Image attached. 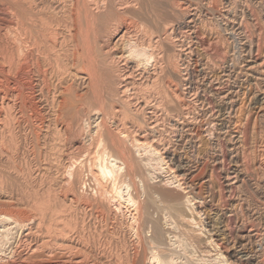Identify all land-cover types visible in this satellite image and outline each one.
<instances>
[{"label":"bare ground","instance_id":"6f19581e","mask_svg":"<svg viewBox=\"0 0 264 264\" xmlns=\"http://www.w3.org/2000/svg\"><path fill=\"white\" fill-rule=\"evenodd\" d=\"M0 1L1 3L7 2L13 7L16 17L20 20L21 27L19 26V28L21 29L19 32L21 31L22 35L19 39L21 48L24 49L25 47L26 51V45H32L36 52L42 54V59L44 58L42 62L48 64L54 62L55 64H51L52 69L55 67L56 70L54 69V71L64 75V77H66L67 72L70 73L71 68L73 69V64L78 63L80 70L78 69L77 72L75 70L74 72L76 73L74 74H78L77 77L79 74L83 75L81 77L86 83L84 93L82 91L83 94H75L77 92H74V86L67 85L62 87L61 84V94L59 93L60 96L54 104V113L56 114L54 121L56 120L58 127H61L60 131L63 136L61 137L65 143L68 142L71 145L78 146L72 157L68 155L71 157L70 160H72V163L68 162V165H71L69 170L73 166L75 167H73L74 170H71L72 172L70 171L71 177L66 178V181H64L69 187L70 194L72 193V199L70 198L71 202H69L71 204L75 203V207L67 202L66 204L68 205H64L65 207L63 208H59L60 205L57 206L58 204H56L57 207L52 206L51 200L57 202L54 197V199L36 198L38 202H36L38 205H35L37 206L35 212L37 215L35 216L38 217L35 220L38 226L36 231L41 232L42 226L46 224L44 223L46 216L48 221L45 222L49 224L45 227V234L42 233V239L46 241H43L41 245L37 242L28 243L27 248H24L27 253H23V255L29 258L33 257V261L31 263L27 262V264H52V260H57L56 257L71 261L68 264H79L85 260L87 261L89 258L88 253L83 251L81 245L85 244V242L90 244L89 240L95 244V237L101 238L100 234H103L96 228L98 224L94 226L93 221L103 219L107 225V221L111 220L115 211L118 212L117 210L121 206L123 207L125 203V208L129 212L127 213L133 219L130 221L132 223L129 229L133 230L135 228L133 232L135 231L136 240H138V237L142 239L141 234L142 232L145 233L143 230L150 225L151 237L148 240L147 237L150 235H147V237L144 235L148 241L143 239L141 241L149 243L148 247L150 248L151 246L153 249V252L149 254V256L153 254V261L161 256L167 257V250L165 251L166 248L163 247L165 245L163 241H165L164 239L167 235L164 232L165 230L174 240L181 238L196 245L200 250V252H197L209 258L210 261H215L216 264H240L242 262L246 264H264V244L258 243L255 238L261 235L259 231L252 227L253 224L250 221L247 223L252 224L251 226H247L245 223V226L236 228L240 215L244 211L246 212V209L250 208L252 204L247 198L248 196L241 193V188L245 182L251 181L254 177L253 175L255 174H252V172H255L251 171L252 169H257L261 173L264 172V128L260 129L258 136L256 127L252 124L250 117L251 112L257 109V104L264 102V90L259 91L255 86V72L264 66V58L260 60L256 57L253 58L250 56L251 52L249 57L247 56L246 53L251 50V47L245 43L247 42L246 38L245 41L240 40L239 43L241 46L240 51L245 54L240 57V60L242 58L241 65L236 63L239 57L235 59L237 54L233 55L235 51L229 53L230 51L227 52L225 51L226 49H221L217 45L209 47L210 43H207L208 48L201 50V52L198 51L199 56L203 57V59L206 58L204 59L205 61L207 60V63H204L205 66L207 64V72L203 75L202 83L198 84L195 81L196 79L194 80V74L187 68L186 64L190 57L188 55L190 48L185 44L186 37L179 31L181 30L179 25L182 23L183 27V22L182 20L181 23L180 20L178 22L174 17L175 10L179 11L181 8L179 0H167L165 5L164 3L162 5L157 4L162 2L161 0H158L159 2L152 0L151 5L155 7V10L151 11L156 13L157 21L149 18L150 15L147 16L150 11H145L146 5L144 7L143 0H47L48 2L46 3L43 1L40 3V0H37L39 3L32 0L31 3H35L32 5L34 8L36 7L35 10L41 7L39 11L37 10V14V11L34 12L33 8H29L30 6L25 5L26 3L23 4L24 2L21 3L22 1ZM226 6L230 9L232 1L226 0ZM31 11H33L35 19L33 18L31 22L29 20V24L27 20L30 19L31 15L28 14ZM125 11L129 12L134 19L130 21L132 18L126 16L130 18L129 21L126 18V21L131 23H126L125 18H123ZM187 19L192 22L194 17L189 14ZM61 23L65 26V31L68 33L67 37L69 36L70 38H68L71 42L70 44L72 45L73 42L76 47L73 46L77 48L73 49V46L71 48L69 44V48L73 49L74 58L71 53L66 67L62 65V60L59 57L57 59V53L55 54L58 43L57 34L60 41L64 40V44L69 42L65 37L62 40V37L57 33ZM223 28L229 35H234L235 28L233 26L230 28L223 26ZM126 35L129 38V41H126L127 46L123 42L127 48L126 52L115 49V44H113L115 45L114 47L111 46V41L113 42L114 38L118 37V42ZM193 35L198 45H207L205 39L200 37V34L198 36L195 32ZM81 37L83 38L82 41ZM121 42L118 43L120 44ZM18 46L16 47L17 49L20 48ZM124 47L120 49H124ZM197 48L199 49V47ZM65 49L67 50V48ZM6 51H8V48ZM25 51H22V53L30 54ZM40 53L37 55H41ZM59 53H62L61 50ZM51 55L54 56L52 57ZM63 55L61 56L63 57ZM65 55H67L66 51ZM239 56H241L240 53ZM34 57L36 56H33L32 59ZM71 58H73L72 66L69 63ZM21 59L18 64L25 63V58L23 62H21ZM30 62L32 63V61ZM30 62H28V66H30ZM209 64L210 66H208ZM21 66L18 65V69ZM28 69H25V72ZM37 69L38 71L41 70ZM25 72L24 74H26ZM43 72L40 73L43 74ZM263 72H261L262 75L264 74ZM71 74L69 75L71 76ZM20 75L22 74H19V77ZM260 78L264 83V75ZM68 79L66 78V80ZM16 81L19 80L17 79ZM58 81L60 83L59 77ZM230 83L234 85L233 88L228 87ZM18 84H21V82ZM259 113V116L263 119L264 111L259 110ZM10 136L13 137L11 134ZM177 137L179 140H183L184 144L180 150L171 151L169 144ZM59 138L58 140L60 141ZM10 139L12 138L10 137ZM81 139H84L85 143ZM252 146L257 149H254L256 153L254 152L253 157ZM147 150L156 157H147ZM226 162H229V166L226 165ZM148 166L157 171L158 175L155 181L152 178H148L151 175H146V172H143V169ZM70 178L72 181H70ZM150 180L153 182H150ZM137 181L138 184L136 183ZM210 184L215 185L216 194L214 192L207 198L202 197L200 194L202 192L201 189ZM78 185L82 188L85 187L86 193H88L87 203L84 201L87 204L86 206H82L83 203L80 204L84 196L81 198L82 196L75 194L77 187L74 186ZM254 186L260 188L263 193L261 195L264 196V173L260 180L255 181ZM122 188H124V192L129 188L132 189H129L127 195L123 197L120 195L123 191L119 192ZM246 192L244 191V193ZM57 199L59 200V198ZM114 202L119 209H114L112 206V204L115 205ZM195 205L200 210L197 211L194 207ZM238 210H240L241 214H238ZM262 211L260 213L252 211V213L255 212L254 214L258 215L259 218L260 216L262 217L263 229H261L264 232V210ZM201 212L205 216L203 217L204 223L202 225L199 224ZM11 218L9 214L0 213V224L2 225L0 227L4 228L2 231L4 234L3 236L1 235L0 241L6 239L10 234L11 230L8 227L6 228L4 224L9 222ZM90 219H92L93 225H91ZM24 222L25 220H20L14 222V224L15 226L21 225V229H25L24 226L27 225L23 226ZM130 222L128 220V223ZM258 222L260 223V221ZM88 223H91V227L94 226L93 229ZM111 223L113 224V222ZM115 223L114 226H116ZM124 225L128 226L129 224ZM31 228L23 230L25 231L24 238L34 232ZM103 228L105 230L107 227L103 226ZM103 228L101 229L103 230ZM247 229L248 232L246 231ZM115 230L120 231L117 228ZM110 231L106 229L104 236L106 234L114 236V246L111 247V253L109 252L110 249L104 250L107 245H104V249L99 244L95 247L99 246L101 252L103 249L105 254L109 252L110 254H107V256L111 255L115 264H143L141 263L143 259L139 260L143 256L140 255L141 257L138 258L140 253L138 254V251H134L135 247L140 246V243L139 245L135 243L138 246H134L132 243L134 246L132 247L128 237L126 240H129L130 242L128 243L131 245L126 244L125 233V237L121 233L123 241L119 239L121 237L119 234V238H115L117 235L114 233V229L112 230L113 232ZM29 232L31 233L29 234ZM106 237L104 238L106 239ZM104 238L103 242H105ZM109 238L108 241L111 240ZM108 241L106 242L107 244H109ZM214 242H219L228 247L225 256L222 252L216 251V249L212 250V247L216 245ZM94 244H90V246L93 247ZM128 245L134 248L135 254L130 253ZM151 248L143 249V251L148 250L150 252ZM39 249L42 250L38 251ZM12 252H18L17 248H13ZM172 253L175 252L173 251ZM144 256H148V254ZM163 259H160V261ZM146 260L144 263L147 262L146 264H148ZM64 261L62 262L61 260V263L56 262L54 264H65L66 261ZM113 261L112 263H114ZM167 261L170 264L171 261L169 259ZM207 261L209 260L207 259ZM157 264H163V261Z\"/></svg>","mask_w":264,"mask_h":264},{"label":"rangeland","instance_id":"374dc122","mask_svg":"<svg viewBox=\"0 0 264 264\" xmlns=\"http://www.w3.org/2000/svg\"><path fill=\"white\" fill-rule=\"evenodd\" d=\"M19 1H22L21 3L24 2L23 4L26 3L25 5H28V7L30 6L29 8H33V11L36 8V7L34 8V6H32V5L35 4V3L34 4L31 3L32 0H28V1H30L29 3H27L28 2L27 0L26 1L25 0L24 1L23 0H19ZM35 1H37V0H35ZM42 1L45 2V3L48 2L47 0H40V3ZM149 1L150 0H143L144 7L146 5V7H145L146 10L145 11H150V13L148 12L147 16L150 15L149 18L154 19V21H157L156 13L151 11V10H155L154 9L155 7H153L151 5L152 0L150 2ZM159 1L157 0V2H159ZM161 1L162 2L157 3V4L158 5H160V4L162 5L164 3V5H165L167 0H161ZM179 1H180V3H179ZM179 1H178V3H179V6H181V8L179 9V11L177 9L175 10L176 14L174 13V15H175L174 17H175V19L178 22H179V20H180V23H181V20L183 22V27H182V23L181 24L179 23L180 24L179 25L180 26L179 29H181L179 31H180V33L182 35H184L186 37L185 44H187L189 46L188 48L191 49V52H190V49H189L188 55L190 57L188 58L186 64H187V68L194 74L193 75L195 77L194 80L196 79L195 81H197L198 84L202 83L203 77H204L203 75L207 72V70H206L207 64H206V66L204 64V63H207V60L205 61L204 59H206V58L203 59V57H200L199 56V52H201V50L203 51L204 49L208 48L207 46H208L209 43H210L209 47L212 46V45H217L221 49H224V50L226 49L225 51H227V52L230 51L229 53H233L235 51L234 54H233V55H235L237 53L235 55L236 56L235 59L239 57L238 58L239 60H236V63L241 65L242 64V58L240 60V57H243L242 55H245V54H242V52L240 51L241 46H240L239 43H240V40L241 41L242 40L245 41V38H246L247 42H245V43L247 45H250V47H251V50L246 53L247 56L249 57V54L251 52L250 56L253 57V58L256 57V58H258V60L264 58V0H231L232 1V6L230 7V9H228V7L226 6V0H191V2H190V0H179ZM203 4H205V5H203ZM188 6L190 7V9H189ZM40 8H37V10L39 11ZM37 10H35L34 12H36ZM42 10H40V11H42ZM181 10H183V11H181ZM33 11L29 12L30 14H28V15H31V16H30V19L27 20V22H29V20L31 22V20H33V18L35 19L34 15H33L34 14ZM38 11L36 12V14L38 13ZM189 14H192V16L194 17L192 22H189L190 19H187V16ZM126 16H129L130 18H132V16L127 11H125L123 18H125V21L127 20L126 18H128V21H129L130 18L126 17ZM15 17H16V15H15V10L13 9V7H11L7 2L6 3L5 2L1 3V1H0V49L4 51L3 52V51L0 50V121H1V123H0V132H1L0 133V164H1V166H0V213L7 214V215L9 214L10 218L11 217L14 218V219L11 218L9 222L4 224V226L6 228L8 227L11 231L9 230L10 234L8 235V237L6 239H4L6 241H4L2 239H1L2 241H0V264H27V262L31 263L33 261V259H32L33 257L29 258L28 256L23 255V253H27V252H25L26 249H24V248H27L28 243L37 242L39 245H41L43 241H46L45 239H42V233L45 234V227L48 226L47 224H49L48 222H45V221H48L47 216L44 219V223H46V224L43 223L44 225L42 226L41 232H37L36 231V229L38 228V226L36 225L37 221H35L38 218L37 216H35V215H37V213H35L36 210H37V206H35V205H38V204H36L37 199H42V198H50L51 199V198L54 197L57 200V202H55L54 200H51L50 203L52 204V206L54 205L55 207H57V206L60 205L59 208H63L66 205L69 204V205H72L73 207H75V203L74 204L70 203L71 202L70 198L72 199V197H71L72 193L70 194V192L68 190L69 187H68V185H66V182H64V181H66V178L68 179V177H71L70 176V173L72 172L71 170H74L73 167H75V166H73L72 169L70 168L71 170H69V166H71V165L70 164L68 165V162L72 163V160H70V158L72 157L73 154H75V152L77 151L76 148L78 146L77 145H71L68 142L65 143L64 139L62 138L63 136H62L61 131H60L61 127H58L59 125H58L56 120H55L56 123L54 121V119H56V116H55L56 114L54 113L55 112L54 111L55 110V105L54 104H55V101L58 99V97L61 94L60 90H61L62 87H65L67 85H71L72 87L74 86L73 87L74 92H77L75 94H80V93L83 94L84 91H85L84 89L86 88L85 80H83V78L81 77L83 75L79 74V76L77 77L78 74L77 75L74 74L79 69L78 63H74L73 64V62H72L73 58H74L73 57V54H74L73 53V49L76 46H75V44L73 42H72V45L70 44L71 43L70 40H69L70 38H69V36L67 37L68 33H67V31H65L66 29H65V26H63L64 24H62L63 21H61L62 22L61 23L62 27H61V25H59V27H58L59 31L57 33H59L60 37H62L61 38L62 40L65 37V38H67V40L69 42L65 41L66 44H64V40L60 41V38H59V36L57 34V42L58 43L56 45L57 48L55 47L56 48L55 49V54L57 53V59L60 58L62 61L61 60H59V61H61L62 65L63 66L65 65V67H66L67 66V62H68L67 61L68 57L71 56V53H72V57L73 58H71V62L69 61V63L71 64V66L73 64L74 67H73V69L72 68L70 69V73L69 72L66 73V75H65L66 77H64V75L58 74L56 71H54V69L56 70L55 67H53V69H52L51 64L52 65L55 64L54 62H52L51 64L43 63L42 60L44 58L42 59V57H43L42 54L39 52L41 55H37L39 53L36 52L35 48L32 45L27 44L26 45L27 46L26 47V51H25V47H24V49L21 48V46H20V42L21 41L19 39V38H21V35H22L20 33L21 31L19 32V30L21 29V28H19V26L21 27V25L19 23L20 20H18V18L17 17L15 18ZM132 20H134V19L133 18L130 19V21H132ZM128 21H126V23H131V22H128ZM30 22H29V24H30ZM17 25H18V27H17ZM223 26H228V28L233 26L235 28L234 35H229L227 33V31L224 29L225 27L223 28ZM194 31L198 34V36L201 35L200 37L204 38L205 41H206V44L207 43L208 44L204 45V46H201L200 44L198 45V42L193 38L194 37L193 34L195 33ZM239 31H241V32L238 33ZM17 34H19V35H17ZM237 34H239V35H237ZM124 37L121 40H118V42L122 41L120 44L117 42V38L118 37H116V39L114 38L115 41L114 40H113V42L111 41V43H112L111 46L114 47L116 45L115 49H117L118 51H121V52H126V49H127L126 46H127V42L129 41L128 40L129 38L127 37V35L124 36ZM126 38H127V40H126ZM82 39L83 38L81 37V41H82ZM16 41H18V42H16ZM123 42L125 43L126 46L123 44ZM116 43L119 44V45H117ZM14 44L17 45V46L19 44L18 48L20 47L19 48L20 50L22 49L23 52L24 51L27 52V53L29 52L30 54L22 53V51L17 49L16 48L17 46H15ZM113 44H115V45H113ZM11 46H12V49H11ZM69 46L71 48L73 46V49L69 48ZM121 46L122 47L125 46L124 49H120V48H122ZM29 47H32V48H29ZM197 47H199L200 50ZM5 48L6 49L8 48V51H6ZM15 48L17 49V51H16ZM27 48L30 49V50H28ZM62 48H63L64 51L62 50ZM65 48H67V50L68 49L69 50L67 51ZM70 49L72 50V52H71ZM75 49H77V48H75ZM60 50H61V52L64 55H65V51H66L67 55H65V57H64V55L62 53L61 54L59 53ZM18 51H20V52H18ZM33 51H35V52H33ZM2 53H3V55H2ZM239 53H240L241 56H239ZM27 55H29V56H27ZM30 55H31V57H30ZM61 55H63V57ZM33 56H36V57H34V59H36V60L32 59ZM51 56L53 57L54 55H51ZM19 57L22 58L21 62H23V60L25 58V60H24L25 63L24 64L20 63L22 66L20 64H18L20 62V58ZM199 57H200V59H199ZM26 59H27L28 62L32 61V63L30 62V66H28L29 64L26 61ZM64 59H65V61H64ZM4 62H5V64H4ZM26 62H27V64H26ZM197 62H198V64H197ZM41 63H43V64H41ZM208 63H210V62L208 61ZM17 64L19 66H21L22 68L19 67V69H18V65ZM208 66H210V64ZM24 67H25V69H28V67H29L30 70L28 69V71L26 70V72H25ZM49 67H51V68H49ZM8 68H9V70H8ZM10 68H11V71H10ZM37 68L41 69V70H39L40 72L44 71L43 74H41L38 71ZM203 68H204V71H203ZM261 68H263V69H261ZM261 68L260 69L262 71L260 69H258L255 72V77H256L255 86H256L257 90H259V91L264 90V83L261 81V78H260L261 76L264 75V74L263 75L261 74V72L264 71V66H262ZM15 69H16V71H15ZM42 69H44V70H42ZM35 70H37V71H35ZM75 70H76V72H74ZM13 71H14V73H13ZM18 71H19V73H18ZM24 72L26 74H24ZM19 74H22V75H20V77H19ZM69 74H71V76ZM73 74H74V76H73ZM17 75H18V77H17ZM43 77H45V78H43ZM58 77H59L60 83L58 81ZM63 77H64V79H63ZM258 77L260 78V80H259ZM66 78H69V79L66 80ZM17 79L19 81H16ZM61 80H62V82H61ZM71 80H72V82H71ZM19 82H21V84H18ZM63 82H64V84H63ZM69 82H70V84H69ZM61 84H62V87H61ZM231 84L232 83H230L228 85L229 88H233L234 87V85L233 84L231 85ZM82 91H83V93H82ZM256 107H257V109H255L253 112H251L250 117H251V122H253L252 124L255 125L256 130H257V134L259 136L260 129L264 128V122H263L264 118L262 119L259 116V114H260L259 110L260 111H262V110L264 111V102L258 103ZM253 120H255V121H253ZM59 132H60V134H59ZM10 134L13 135V137L10 136ZM10 137L12 139H10ZM58 138L60 139V141L58 140ZM81 140L85 143L84 139H81ZM183 144H184L183 140H179L178 137H177V138H175L172 141V143L170 142L169 148H170L171 151L178 150V149L180 150L182 148ZM11 145H12L13 148L11 147ZM8 147H10V148H8ZM254 149L257 150L256 147L252 146V148H251L252 157H253L254 152H255ZM147 151H148L147 157H151V158L152 157H156V156H153V154H151V152L149 150H147ZM68 155L71 156V157H69ZM226 165L229 166V162H226ZM66 167H68V168H66ZM252 167H251V169H252ZM251 171L255 172V173L252 172V174H255V175H253L254 177L251 180L252 182L248 181L246 179V181H248V182L244 181L245 183L243 184V187H242L243 189L241 188V190H242L241 193H243L246 196H248L247 198L250 200V202L252 204H251L250 208L249 207L247 208L248 210L246 209V212L245 211L243 212V214H241L240 210H238L239 211L238 214H241L240 215L241 217L239 216L240 218H239V221L237 222L236 228H238V227L241 228L242 226H245L244 225L245 223H246L247 226H251L253 224L252 227L255 228V230L259 231V233L261 234L259 237H255L257 242L264 244L263 243L264 242V232H262L263 228H262V223H261L262 222V217L260 216V218H259L258 215L254 214L255 212L252 213V211H256V212L260 213L262 210H264V207H263L264 206V201H263L264 200V196L261 195V194H263L262 190L260 188H257V187L254 186L255 185V181L260 180V178H262L264 172L261 173V171H258L257 169H255V170L252 169ZM143 172H146V175H149V176L151 175V177H148V178H150V179L152 178L153 181L156 180L157 175H158L156 173L157 172L156 169H153L150 166H148L146 169H143ZM154 174L156 175V177H155ZM46 176H47V178H46ZM70 181H72L71 178H70ZM151 181L152 180H150V182ZM5 183H7V184H5ZM43 183H44V185H43ZM136 183L138 184V181ZM210 185H212V186H210ZM210 185L204 186L201 189L202 192L200 190V192H201L200 194H201L202 197L207 198L210 194H212L214 192L216 194L215 185L214 184H210ZM74 187H77L76 189L78 190L77 191L74 188L76 195L82 196L81 198H83V196H84V199H81L80 204L83 203L82 206H86L87 204H85V202L87 203V201H88V193H86L87 192L86 188L85 187L82 188L80 185L74 186ZM252 187H254L255 189L252 188ZM129 189L127 190L125 188V190H127V191L124 192L123 191L124 188H122L119 191L120 193L123 191L120 195L125 197L127 195L128 191H129ZM67 190H68V192H67ZM244 191H247V192L244 193ZM84 194H86V195H84ZM237 194H238V191H237ZM89 195H90V193H89ZM259 195H261V196H259ZM141 197H142V195H141ZM57 198H59V200ZM66 202L68 204H66ZM56 204H58V205L56 206ZM125 204L123 205V207L122 206L120 207L121 210L119 208H117L116 203H115V205L112 204L114 209L115 208L119 209V210H117L118 212L115 211V214L111 217L110 221L113 222V224L110 221H107V225H106V222H105V220L103 221V219H101L99 221H100L101 225H103V224L106 225V226L105 225H103V226L107 227L106 228L107 231H110V230L112 231L114 229V233L117 235V237H115V238H119L118 237V234H119V236H121L119 239L121 240L123 235H124V233H125L126 237L124 235V237H125L124 239L126 241V244L131 241V244L133 243L134 246H138L139 243H140V246L135 247L136 250L134 248H132V247H134L133 244L131 245L130 243H128L129 245L132 246V247H129V245H128V248L130 249V253L131 254H133V253L135 254L134 251H138L137 253L138 254L140 253L138 258L143 256L144 258L147 259V260L146 259L145 260L148 261V264H149V262H150V264H153V263L155 264V261H156V264L158 262H162V261H163V264H169V261H167V259H169L171 261L170 264H172V263L173 264H205V263L206 264H216L215 261L212 262V260L210 261V259L205 257V256H203V254L201 255V253H199L200 250L197 248L196 245H193L192 243H190L188 241H184L181 238L174 240L173 237H171V235H169L168 232L165 231V230H164V232L167 235L165 236V239H164L165 241H163L165 245L163 244L164 246L163 245L162 246L166 248V249L164 248L165 251L166 250L168 251V252L166 251V253H168L167 257L166 256H161V257H159L157 259V260H159L158 262H157L156 259H154V261H153V258H154L152 256L153 254H151L149 256V254L153 252V249L150 246L151 251L149 252L148 250H146L144 252L143 249H150L148 247L149 243H147V242L145 243L144 241H141L142 239L148 241L149 240L148 238L151 237V232H150L151 228H149L150 225H149V227L147 226L148 227L147 231H146L147 227L145 228V230H143V231H145V233L142 232V234L144 233L143 236L141 234L142 239L138 237V240H136L137 238H136V235L134 234L135 231L133 232V230L135 228L133 230L129 229L130 228V224L132 223L130 221H132L133 219H132V217H130L131 215L128 214L129 212H128V210H126V208H125L126 205ZM49 206L51 207L50 204H49ZM196 206L197 205L194 206L196 208V210L197 211L200 210V208H197ZM21 207H22V209H21ZM84 208H86V207H84ZM33 210H35V211L33 212ZM121 213H122V215H121ZM244 213H246V214H244ZM251 213H252V215H251ZM262 213H263V211H262ZM32 215H34L35 217L32 216ZM254 215H255V217H254ZM203 217H205V216H204L203 212H201V214H200V218L201 219H199L200 223L198 222L200 225H202L204 223V218ZM15 220H17V221L25 220V222L23 224V226L27 225V226H24L25 229H23V228L21 229V225H19V226L17 225L18 227L15 226L14 222H17ZM90 220H91L90 222L92 223V219H90ZM97 220L95 222L93 221L94 226H95V224H98V226L96 225L97 226L96 228H98V231H100L103 234H100L101 238L100 237L96 238L94 236L95 240H96L95 244L92 243L93 241L89 240V243L91 245L94 244V246H93L94 248L92 246H90V244H88L86 242H85V244L81 245L82 248H83V251L85 253L87 251V253H88L87 255L89 256V258L87 259V261L85 260L84 262L79 263V264H115V261H113L111 255L107 256V254L111 253V247L114 246V243H113L114 236L111 235L112 236L111 237L110 235L106 234L105 235V236H107L106 237L107 240H106L104 238L105 237L104 234L106 233V229L104 230L103 226H101L99 221H97ZM112 220H116V221H112ZM128 220H129L130 223H128ZM249 221H250V223H252L251 225H250V223H247ZM258 221H260V223ZM114 222H116L115 223L116 226H114ZM91 223H88L89 226H90ZM93 223L91 225H93ZM124 224H127V225L129 224L128 225L129 227L124 225ZM0 226H2V225L0 224ZM94 226H92V227L90 226V227L93 229ZM100 226H101V228H103L105 233L100 228ZM121 226H122V229L120 230ZM34 227H35V229H33ZM126 227L128 228V231H127ZM26 228L27 229L31 228V229H33L34 232H32L31 235H28V237L24 238V232L25 231H23V230H27ZM116 228L119 229L120 231L115 230ZM124 228H126V229L124 230ZM0 229H2V230H0L1 231L0 233H2L4 228L0 227ZM248 229L246 230L247 232H248ZM30 233L31 232H29V234ZM121 233H123V235ZM3 234L4 233L0 234V237H1V235L3 236ZM127 235H129V236H127ZM144 235H145V237H147V235H150V236L147 237L148 240L145 239ZM109 237L111 238L112 243H111V240H110ZM127 237H128V239H130V241L126 240ZM103 238H104L105 242H103ZM108 238H109L110 241H108ZM29 239H30V241H29ZM132 239L133 240L135 239V240L133 241ZM97 241L98 242L100 241L101 243L103 242L102 245H101L100 242L98 243ZM107 241L109 242V244L106 243ZM20 243H22V244L20 245ZM135 243L138 244V245H136ZM214 243L217 245V247H216V245L213 244L214 247H212L213 248L212 250L214 251V249H216V251L222 252V254L225 256L227 254L226 251H227L228 247L226 245H224V244H220L219 242H214ZM217 243L220 244V245L218 246ZM97 244H99L100 247L103 246L102 247L103 249L105 248L104 245L105 246L107 245L108 248L106 247L104 250L107 251L108 249H110V251H109L110 253L106 252L107 254H105L103 249H102V252H101V249H99V246L95 247ZM141 245H143V246L141 247ZM144 245H145V247H144ZM83 246H85V247H83ZM89 246H90V248H89ZM13 248H17L18 252L13 253L12 252ZM133 249H134V251H133ZM141 249H142V251H141ZM184 249L187 250V251H185ZM219 249H220V251H219ZM41 250L42 249H39L38 251H41ZM80 250H82V249H80ZM190 250H191V252H190ZM21 251H22V253H21ZM173 251L175 253H172ZM197 251H199V252H197ZM103 252H104V254H103ZM141 252H143V253H141ZM11 253H13V254H11ZM99 253H101L102 255L101 254L99 255ZM180 253H181V255H180ZM196 253H198V254H196ZM146 254H148V256H144ZM169 256H170L171 259L169 258ZM171 256L172 257L175 256V257L172 258ZM143 257L141 259H139V260L143 259V261H141V263L146 264L147 262L144 263L145 260H144ZM56 259L59 260V261L54 259V260H52L51 263L52 264H54L56 262L57 263H61V260H62V262L65 260V259L63 260V258L61 259V257H59V258L56 257ZM160 259H163V260L160 261ZM207 259L209 261H207ZM23 260H25V261H23ZM112 261L114 263H112ZM68 262H71V261H69V260L66 261L67 264H68ZM243 263L244 262H242L240 264H243ZM69 264H72V263H69ZM231 264H233V263H231ZM244 264H246V263H244Z\"/></svg>","mask_w":264,"mask_h":264}]
</instances>
